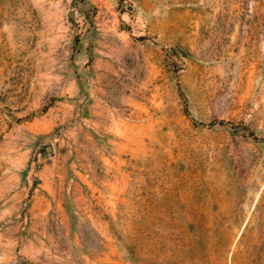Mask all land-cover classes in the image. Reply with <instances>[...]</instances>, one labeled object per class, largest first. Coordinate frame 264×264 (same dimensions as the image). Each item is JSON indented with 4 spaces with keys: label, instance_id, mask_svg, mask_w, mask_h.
I'll use <instances>...</instances> for the list:
<instances>
[{
    "label": "rangeland",
    "instance_id": "374dc122",
    "mask_svg": "<svg viewBox=\"0 0 264 264\" xmlns=\"http://www.w3.org/2000/svg\"><path fill=\"white\" fill-rule=\"evenodd\" d=\"M0 264H264V0H0Z\"/></svg>",
    "mask_w": 264,
    "mask_h": 264
},
{
    "label": "water",
    "instance_id": "95a60500",
    "mask_svg": "<svg viewBox=\"0 0 264 264\" xmlns=\"http://www.w3.org/2000/svg\"><path fill=\"white\" fill-rule=\"evenodd\" d=\"M53 150V147L52 146H49L48 147V151H52Z\"/></svg>",
    "mask_w": 264,
    "mask_h": 264
}]
</instances>
